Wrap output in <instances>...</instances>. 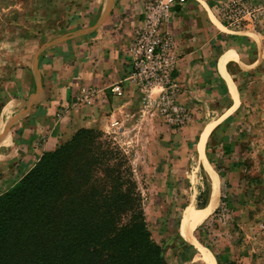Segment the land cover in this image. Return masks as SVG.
Returning <instances> with one entry per match:
<instances>
[{"label":"rangeland","instance_id":"rangeland-1","mask_svg":"<svg viewBox=\"0 0 264 264\" xmlns=\"http://www.w3.org/2000/svg\"><path fill=\"white\" fill-rule=\"evenodd\" d=\"M97 1L0 0V147L8 146L9 133L22 120L15 111L21 103L9 101L33 93L28 69L32 55L68 29L70 16L91 10ZM154 1L147 0L142 16L146 5ZM187 1L177 2L172 9ZM190 1L197 4L196 9L205 7L223 36V49L232 46L242 61L252 63L233 75L237 101L230 93L233 102L229 103V95L224 94L214 97L210 108L194 113L183 102L184 88L177 83L179 89L172 94L175 110L168 109L170 120L159 115L155 91L150 104L141 106L140 122L123 130L115 128V122L110 124L112 129L101 132L129 158L148 229L166 264H204L202 251L214 264V256L222 262L264 264V15L242 28H232L222 21V8L237 0ZM242 1L264 6V0ZM170 18L171 14L162 30L174 41L164 28ZM208 127L204 154L219 178L218 201L185 240L180 235L183 222L197 215L210 196L209 178L198 153L201 134ZM13 171L0 166V194L14 180L9 175L17 173Z\"/></svg>","mask_w":264,"mask_h":264},{"label":"crops","instance_id":"crops-1","mask_svg":"<svg viewBox=\"0 0 264 264\" xmlns=\"http://www.w3.org/2000/svg\"><path fill=\"white\" fill-rule=\"evenodd\" d=\"M104 1L98 0L96 6L94 3L90 6L91 10L70 16L68 29L48 39L32 55L28 69L33 78V93L9 101L21 103L15 111L22 115V120L9 133L8 146L0 147V166L17 172L9 173L14 180L7 189L42 153L67 141L78 129L105 132L117 122L115 128L123 130L141 121L138 113L142 110L143 95L127 80L131 72L127 49L134 31L142 23L147 0H108L103 8ZM193 5L197 4L189 0L173 8L164 28L173 35L178 55L174 80L184 88L183 102L196 113L198 109L210 108L214 97L224 94L230 97V86L234 91L236 86L238 91L233 75L236 69L245 71L252 63L242 61L232 46L223 49V36L217 32L205 7L201 6V10ZM225 57L222 73L219 62ZM118 82L124 90L121 98L112 95L109 89ZM83 87L96 91L93 104L73 106Z\"/></svg>","mask_w":264,"mask_h":264},{"label":"trees","instance_id":"trees-1","mask_svg":"<svg viewBox=\"0 0 264 264\" xmlns=\"http://www.w3.org/2000/svg\"><path fill=\"white\" fill-rule=\"evenodd\" d=\"M142 205L125 152L78 129L0 194V264H166Z\"/></svg>","mask_w":264,"mask_h":264},{"label":"built area","instance_id":"built-area-1","mask_svg":"<svg viewBox=\"0 0 264 264\" xmlns=\"http://www.w3.org/2000/svg\"><path fill=\"white\" fill-rule=\"evenodd\" d=\"M177 2L182 0H157L148 3L142 23L134 31L127 49L131 66L127 80L143 95L141 105L144 108L150 104L152 93L157 92L155 105L159 115L166 120H170L169 107L175 110L172 94L179 89L173 75L178 55L171 35L162 30V25L168 20L172 7ZM263 15L264 6L242 0L234 1L222 8V21L232 28H242L256 22ZM109 89L115 97H123L121 82L113 84ZM95 95L94 89L83 87L75 96L72 105L90 106ZM174 120H178V117L174 116Z\"/></svg>","mask_w":264,"mask_h":264},{"label":"bare ground","instance_id":"bare-ground-1","mask_svg":"<svg viewBox=\"0 0 264 264\" xmlns=\"http://www.w3.org/2000/svg\"><path fill=\"white\" fill-rule=\"evenodd\" d=\"M108 0L104 1L103 3V8L106 6V3ZM103 11V10H102ZM226 61V57L223 58L220 62H219V69L220 71L223 73V64ZM36 74V72H35ZM36 85L38 86V79H36ZM231 89V94L232 97L234 99V101H237V96L235 91L232 89V87L230 86ZM208 134V130H206L205 132H203L201 134L200 137V144L198 146V153L201 157V161L202 164L204 166L205 171L207 172L208 178H209V184H210V196L208 199L207 204L205 205V208L203 210V212L199 215H193L190 218H187L181 228H180V235L185 239V240H189V234L195 229L197 228L199 225H201L202 220L215 208L216 203L218 201V186H219V178L217 176V174L213 171V169L211 168L210 164L208 163L205 154H204V144H205V139L207 137ZM202 251V250H201ZM202 255L203 257L201 258V260L203 261L204 264H214L211 257L207 254H205V252L202 251Z\"/></svg>","mask_w":264,"mask_h":264}]
</instances>
